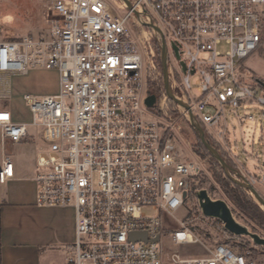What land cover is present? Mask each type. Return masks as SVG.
Returning a JSON list of instances; mask_svg holds the SVG:
<instances>
[{
  "label": "built area",
  "instance_id": "2783aa9c",
  "mask_svg": "<svg viewBox=\"0 0 264 264\" xmlns=\"http://www.w3.org/2000/svg\"><path fill=\"white\" fill-rule=\"evenodd\" d=\"M127 1L48 0L45 34L0 40V99L12 74L59 71L57 94L24 96L30 121L0 108V181L15 176L7 143L27 142L35 126L45 143L35 157L36 204L76 213L67 264H257L229 241L205 255L166 246L165 237L205 246L188 221L164 226L184 208L199 166L145 98L148 82L163 78L153 23L167 42L174 93L210 135L225 142L227 108L242 123L255 117L238 109L256 104L264 119V87L244 64L262 43L264 0Z\"/></svg>",
  "mask_w": 264,
  "mask_h": 264
},
{
  "label": "rangeland",
  "instance_id": "374dc122",
  "mask_svg": "<svg viewBox=\"0 0 264 264\" xmlns=\"http://www.w3.org/2000/svg\"><path fill=\"white\" fill-rule=\"evenodd\" d=\"M47 6L48 0H0V40L14 39L13 34L23 37L29 34L32 36L45 34L49 27ZM37 27L41 28L40 34L34 32ZM152 39L158 47L156 36ZM58 82L59 76L55 70L40 66L32 67L26 74H14L10 81V94L7 98L0 99V108L9 110L18 121H30L31 114L24 96L50 90L57 91ZM146 92L156 95L157 101L152 110L160 124L174 136L182 156L199 166V173L193 180L184 208L174 216H166L164 226L170 232L180 228V221H188L204 239L206 247L200 244L174 246L170 239L165 237L166 246L172 249L178 248L191 255H205L207 247L212 248L217 242L229 241L240 244L245 249H251L256 263L264 264V246L255 244L247 235L232 234L221 225L223 222L220 219L203 214L196 193L206 189L212 199H223L227 202L238 222L264 237V231L259 226L240 211L233 209V204L221 184L223 177L228 178L224 168L202 145L189 118L183 113V108L168 98L163 78L148 82ZM210 109L213 110V108ZM260 110L261 107L256 104L238 109L240 115L252 114L255 117L254 120H245L240 123L234 112L227 108L225 142H220L209 133L205 132V135L227 163L235 169L232 176L238 181H243L239 174L243 175L262 195L259 187L264 173V119L260 116ZM29 132L32 136L27 142L13 145L10 142L7 143V152L23 172L31 175L36 171L35 157L38 151L44 148L45 143L38 127L31 126ZM227 141L231 151L225 144ZM239 187L244 195L264 210V206L249 190L241 185ZM147 212L150 213V210Z\"/></svg>",
  "mask_w": 264,
  "mask_h": 264
},
{
  "label": "crops",
  "instance_id": "0c3cea01",
  "mask_svg": "<svg viewBox=\"0 0 264 264\" xmlns=\"http://www.w3.org/2000/svg\"><path fill=\"white\" fill-rule=\"evenodd\" d=\"M40 29L37 27L34 32L38 33ZM261 35L259 49L244 61L247 71L258 83L264 82V23ZM20 37L23 36L13 34L14 39ZM51 70L59 76L58 69ZM12 76L8 77L9 92ZM58 92L59 85L57 91L34 95ZM226 145L230 150L228 141ZM33 177L34 173L29 175L15 165V176L0 181V264H67V245L76 240L75 210L37 205V184ZM260 180L259 189L264 197V180Z\"/></svg>",
  "mask_w": 264,
  "mask_h": 264
},
{
  "label": "water",
  "instance_id": "95a60500",
  "mask_svg": "<svg viewBox=\"0 0 264 264\" xmlns=\"http://www.w3.org/2000/svg\"><path fill=\"white\" fill-rule=\"evenodd\" d=\"M129 4L127 0H124ZM151 27L154 28L157 35L161 39L160 43V51H161V67H162V74H163V81H164V87L166 95L169 99H171L173 102H175L180 107L184 108L188 111L189 115V121L191 123V126L195 129L201 143L204 145V147L209 151V153L220 163V165L224 168L227 176L232 179L235 183L245 187L246 190H249L255 197V199L264 206V197L259 193V191L251 184L243 175L239 174V176L243 179V181H238L232 176V173H235V169L231 167L227 161L223 158V156L219 153V151L211 144L209 139L205 135V130L203 126L196 120L192 109L190 105L180 99L173 91L169 78H168V72H167V42L161 32V30L155 26L153 23L149 24ZM173 49L177 51V47L173 45ZM177 57L179 56L178 53H176ZM183 70H185V67L183 66ZM259 83L264 87V82L259 81ZM157 101V97L155 94H147L145 98V103L148 107H153ZM199 205L201 207V210L205 216L208 217H215L220 219L224 227L235 235H247L249 236L253 242L257 245L264 246V237L260 234L251 231L246 225L241 224L238 222L227 204V202L223 199H212L206 189H201L197 191L196 193ZM157 240V239H156Z\"/></svg>",
  "mask_w": 264,
  "mask_h": 264
},
{
  "label": "trees",
  "instance_id": "16d2710c",
  "mask_svg": "<svg viewBox=\"0 0 264 264\" xmlns=\"http://www.w3.org/2000/svg\"><path fill=\"white\" fill-rule=\"evenodd\" d=\"M157 60L161 67V51L159 46L157 47ZM203 128L208 134L204 125ZM228 178L223 177L221 179V184L233 204V209L240 211L246 218L253 221L264 231V210L261 209L256 202L244 195L237 183ZM232 184H234V186Z\"/></svg>",
  "mask_w": 264,
  "mask_h": 264
}]
</instances>
